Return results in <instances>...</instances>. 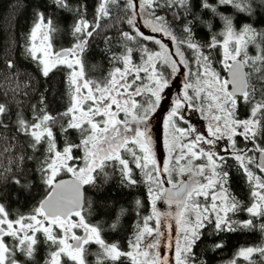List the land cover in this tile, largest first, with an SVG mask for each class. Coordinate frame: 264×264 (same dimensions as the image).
Returning a JSON list of instances; mask_svg holds the SVG:
<instances>
[{
	"label": "snow or ice",
	"instance_id": "6c2138e0",
	"mask_svg": "<svg viewBox=\"0 0 264 264\" xmlns=\"http://www.w3.org/2000/svg\"><path fill=\"white\" fill-rule=\"evenodd\" d=\"M52 3L75 16L72 36L77 42L72 48L51 51L52 33L57 29L44 12H37L25 54L39 65L44 78L60 65L71 70L72 102L62 114L55 115L47 111L42 93L39 108L32 106L31 120L19 108L13 120L11 107L0 103V129L10 130L5 122L10 121L17 135L27 137L33 154L44 149L32 172L33 184L29 185L19 163V175L12 174L11 169L0 171V184L9 181L13 191L18 187L21 192L41 184L45 189L32 214L15 219L10 218L11 205L4 203L12 192L0 189V264H34L38 233L46 243L57 246L51 253V264H61L62 255L73 264H86L85 246L91 242L100 245L111 261L124 256L132 264H207L194 249L203 243L208 228L212 236H219L256 227L252 219L243 224L232 219L241 211L264 217V47L256 43L258 38L264 41V31L251 24L238 29L234 17L225 15L231 7L252 17L264 9V0H98L92 22L87 19V0L76 5L71 0ZM105 18L110 21L105 27L117 31L115 37L105 35V43L120 44L121 54H113L111 59L123 70L116 67L105 80L94 82L84 78L81 55L89 41L100 34V21ZM217 22L221 31L214 32ZM121 23L130 31H124ZM201 28L208 32V39L198 37ZM155 34L167 38L173 47L169 49ZM141 41L159 45L160 51L149 49ZM249 45L257 48L255 56L249 55ZM134 51L139 53V63L132 60ZM216 51L226 76L213 67ZM186 53L190 55L186 57ZM157 63L167 67V76L158 71ZM6 67L13 69V62L8 61ZM181 77L178 91L171 94L172 81ZM27 87L18 85L17 90ZM240 107H247L246 117L238 115ZM189 109L209 119L206 134L190 122ZM157 116L168 130L165 161L157 159L152 136ZM63 118H67L65 123L59 124ZM72 131L79 132L78 142L69 138ZM237 137L251 146L239 147ZM225 138L230 147L217 151ZM14 146L10 144L4 151ZM34 158L20 156L18 160ZM229 161L235 162L253 188L255 202L249 207H243L226 187L233 167ZM106 168L128 187L137 185L133 174L134 169L139 170L151 198V214L141 218L129 252L105 243L101 228L85 221L84 186L98 188V177L105 183L111 179ZM61 173L70 174V178L64 179ZM161 200L175 209L160 211L156 204ZM140 203L136 201L137 208ZM170 218L180 228L175 237L171 235ZM259 227L264 232V224ZM77 228L83 229L84 235H75ZM54 229L61 230L62 235L57 237ZM224 246L219 241L208 250L215 252ZM254 252L264 257V247L241 249L239 255L250 260ZM18 255L26 259L18 260Z\"/></svg>",
	"mask_w": 264,
	"mask_h": 264
},
{
	"label": "trees",
	"instance_id": "16d2710c",
	"mask_svg": "<svg viewBox=\"0 0 264 264\" xmlns=\"http://www.w3.org/2000/svg\"><path fill=\"white\" fill-rule=\"evenodd\" d=\"M71 3L76 5L79 3V0H71ZM87 3L89 6L87 19L89 22H92L98 0H87ZM37 12H44L47 17L52 19L53 26L57 29V31L52 33L51 38L55 51H60L63 48H72L77 42L76 38L72 36V25L75 22V16L68 11L60 10L54 6L52 0H0V103H5L11 107L13 120L17 108H19V111L27 120H31L33 116L32 106L35 105L39 108V96L42 93L46 96L47 111L55 115L62 114L72 102L73 89L68 79L71 70L65 65H60L52 70L49 78H44L38 70L39 65L25 54L29 34L37 22ZM225 15L234 17V22L238 29L244 24H251L257 31H264V9L259 10L254 16L248 17L246 14L238 13L235 9L227 7ZM207 18L208 16H205V19ZM108 23L110 21L107 18L100 21V29H98L100 34L89 41L86 51L81 55L84 78L94 82L105 80L109 73L114 72L116 67L122 68L120 63L111 59L113 54H121L122 49L120 44L113 42L110 45H106L104 40L105 35L115 37L117 34L116 29L105 27ZM120 27L124 31H130L126 24L121 23ZM213 31H221L218 22ZM177 36L179 38V33H177ZM208 36V32L203 28L198 32L199 38L206 40ZM141 43H146L149 49L158 51L157 45L151 42L141 41ZM256 43L264 47V41L260 38L257 39ZM129 46L134 47L132 44ZM109 47L111 51H109ZM247 51L250 56L257 54V48L252 45L248 46ZM189 55V53H186V57ZM219 59V51L214 52L213 67L219 70L220 73H223L224 70L219 63ZM132 60L134 63H139V53L134 51ZM8 61L13 62V69L6 67ZM156 66L158 71L162 72L165 76L168 75L167 67L159 63ZM18 85H28V87L17 90ZM49 89H51L50 92L48 91ZM238 115L242 118L246 117L247 107H240ZM66 119L63 118L58 123L64 124ZM5 122L9 123L10 130L0 129V171L11 169L12 174L19 175L17 169V163H19L23 176L27 179L29 185H31L34 183L31 179L33 169L38 167L36 161L37 158H42L41 153L44 149L41 147L39 152L33 154L27 147V137L17 135L10 121ZM53 131L55 132L57 129L54 128ZM69 138L73 142H78L80 139L79 132L72 131ZM236 139L239 147L248 146L239 137ZM10 144L16 146L11 147V150L8 152L4 151ZM20 156H34L35 158L19 161L18 158ZM229 163L233 167L230 169L228 185L236 199L241 202V205L249 207L253 203V196H251L252 186L247 182L246 175L235 166V162L229 161ZM78 166H82V164ZM105 171L111 177L106 183L102 177H98L97 183L100 187L84 186L86 199L85 220L101 228V238L105 243L116 244L120 250L127 251L130 239L133 236V229L140 222L138 218H141L143 213L147 214L148 212L147 186L136 172L133 175L134 178L138 179L137 185L128 187L121 185L119 177L111 169L106 168ZM63 175L69 174L61 173V176ZM13 188L14 186L9 181L0 184V189L4 192H12V195L4 201V203L11 205L9 211L12 215L10 218L15 219L19 215L25 217L31 215L38 201L43 197L45 189L42 184L30 187V190L23 192L18 187L14 191ZM137 200L141 202L139 208L136 205ZM88 202L91 204L90 209ZM262 218L251 217L246 211H241L232 216V219L239 221L241 224L245 220L252 219L256 227L237 230L233 233H224L219 236H212V229L208 228V234L204 236L203 243L194 249V251L201 260L207 261V264H217L229 259L239 248L256 245L261 241L263 236L259 224L263 223ZM112 225H116V227L113 228ZM76 232L79 233L80 231L76 230ZM55 234L59 237L62 232L59 230ZM37 237L39 243L34 257V264H49L51 253L57 250V246L46 243L42 233H38ZM219 241L224 242L225 246L223 249L215 252L208 250L210 245ZM92 248L98 251V244L90 243L88 245L85 258L86 264H132L130 259L124 256L118 261H111L107 258L96 261L93 258L96 254L92 252ZM17 259L22 261L26 258L18 255ZM239 260L240 264H250V261L255 262V264H262L264 258H261L258 253H254L250 260ZM61 264H73V262L62 255Z\"/></svg>",
	"mask_w": 264,
	"mask_h": 264
},
{
	"label": "rangeland",
	"instance_id": "374dc122",
	"mask_svg": "<svg viewBox=\"0 0 264 264\" xmlns=\"http://www.w3.org/2000/svg\"><path fill=\"white\" fill-rule=\"evenodd\" d=\"M143 31H145L146 32V34H152L151 32H150V30H147V29H144V28H141ZM39 35V34H38ZM155 35H157V38H161L160 36H159V34H155ZM162 39V42L163 43H165V44H167V46H168V48L169 49H171L172 47H173V44L172 43H169V41L167 40V38H161ZM157 49H158V51H160V47H159V45H157ZM51 51H53V52H55V50H54V48H53V44H52V41H51V49H50ZM58 51V50H57ZM162 67V66H161ZM216 69V68H215ZM216 71H218L219 72V70H217L216 69ZM221 75L222 76H226V73L223 71V73H221ZM183 82V78L181 77L180 78V81H176V80H173L172 81V87H171V94H175L177 91H178V88H177V84L178 83H182ZM166 92L168 91V90H165ZM248 111V110H247ZM188 114L191 116V121L190 122H192V121H200V120H202V121H209V119H205V116L204 115H199V114H197V113H194V112H192V110L191 109H189V111H188ZM194 115H197L198 116V119H197V117H193ZM205 115H208V116H211L212 114L211 113H205ZM200 118V119H199ZM181 126H184V125H181ZM153 132H152V136H153V141H154V143H155V145H156V154H157V159L158 160H161V161H165L166 160V151H167V149H166V146H165V144H164V141H165V139H167L168 138V130L167 129H165L164 127H163V124L161 123V120H160V117L159 116H157V118H156V121L154 122V124H153ZM157 128H159L160 129V131L159 132H157L156 131V129ZM242 143V142H241ZM243 144V143H242ZM244 145V144H243ZM251 145H248L247 147H250ZM220 147H229V141L227 140V138H225L224 140H222V141H220L219 142V145H218V148H217V151H219V148ZM242 147H245V146H242ZM249 155H251V153H249ZM134 172H136V174L140 177V178H142V180H143V177H142V174L139 172V170H137V169H134ZM165 186H167V184L165 185ZM227 188H228V191L232 194V195H234V193L232 192V190L230 189V187H229V185H227L226 186ZM146 191H147V196H148V189H146ZM252 191H253V188H252ZM235 196V195H234ZM251 196H252V194H251ZM148 202H149V205H148V208H147V210H148V212H147V214H145V213H143L142 214V217H145V216H147V215H149V214H151V198L148 196ZM255 202V200H254V198H253V203ZM251 206V205H250ZM156 207L160 210V211H162V212H164V211H170V210H174L175 209V206H173V208L172 209H169V207H168V205L164 202V201H157V204H156ZM138 211V210H137ZM140 213V212H139ZM145 214V215H144ZM141 217V218H142ZM141 218H138V221H140V219ZM261 217H259V219H260ZM72 219L75 221L77 218L76 217H72ZM263 219V223H261V224H264V217L262 218ZM86 221V220H85ZM245 221H247V220H245ZM244 221V222H245ZM87 222V221H86ZM168 222H170V223H172L173 224V230H172V232H171V235L173 236V237H175V236H177L178 234H179V231H180V228H179V226L176 224V222H175V220L174 219H169V221ZM88 223V222H87ZM90 224V223H89ZM92 225V224H91ZM260 225V224H259ZM94 226V225H93ZM136 229H137V227L136 228H134L133 229V236H132V238L130 239V241H132L133 239H134V236H135V233H136ZM76 230H79L80 232L79 233H77L76 232ZM56 231H59V229H54V233L56 232ZM61 231V230H60ZM74 231V233H75V235H77V236H82V235H84V232H83V229H79V228H77V229H74L73 230ZM62 235V234H61ZM262 239H261V241L258 243V244H256V245H251V246H247V247H241V248H239L234 254H233V256L231 257V258H229V259H226V260H224V261H222V262H219V263H217V264H231V262L234 260L235 261V264H240V260L239 259H241L242 261H245L246 259L244 258V257H242V256H240L239 255V252H240V250L241 249H246V248H249V247H253V248H256V247H264V232H262ZM60 237V236H59ZM6 242H12L10 239H8V238H6ZM69 243H73V241H71V240H69ZM91 243H94V242H91ZM90 244V243H89ZM88 244V245H89ZM96 244V243H95ZM107 244H109V245H111V244H113V243H107ZM88 245H86L85 246V258H86V249H87V247H88ZM116 245V244H115ZM118 248V247H117ZM118 250L119 251H121V252H129V251H132V248L130 247V242H129V245H128V249H127V251H122V250H120L119 248H118ZM161 251H164V249H163V245H162V247H161ZM92 252H94L96 255L95 256H93V258H94V260H98V261H100V260H102V259H106V257L104 256V254H103V249L101 248V246L100 245H98V251H96V249L95 248H92ZM255 253V252H254ZM254 253L251 255V257H250V259L253 257V255H254ZM259 254V253H258ZM134 255H135V253H134ZM168 255H169V259H170V261H171V259H172V253L171 252H169L168 253ZM259 256H260V254H259ZM261 257V256H260ZM261 258H264V257H261ZM61 259V258H60ZM130 261H131V259H130ZM132 262V261H131ZM49 264H51V262L49 263Z\"/></svg>",
	"mask_w": 264,
	"mask_h": 264
},
{
	"label": "flooded vegetation",
	"instance_id": "af4514ba",
	"mask_svg": "<svg viewBox=\"0 0 264 264\" xmlns=\"http://www.w3.org/2000/svg\"><path fill=\"white\" fill-rule=\"evenodd\" d=\"M193 117H197L198 119V116L197 115H194ZM200 119V118H199ZM195 127H197L201 132H204L206 134V129H207V125L209 123V121H192L191 122ZM141 220V219H140ZM140 223V222H139ZM136 228V227H135Z\"/></svg>",
	"mask_w": 264,
	"mask_h": 264
},
{
	"label": "water",
	"instance_id": "95a60500",
	"mask_svg": "<svg viewBox=\"0 0 264 264\" xmlns=\"http://www.w3.org/2000/svg\"><path fill=\"white\" fill-rule=\"evenodd\" d=\"M63 49H69V48H63ZM61 49V50H63ZM246 71V69H245ZM231 89V85H229V90ZM64 179H69L70 178V174L69 175H63L62 176ZM166 187H169V185H167ZM84 196H85V187H84Z\"/></svg>",
	"mask_w": 264,
	"mask_h": 264
}]
</instances>
